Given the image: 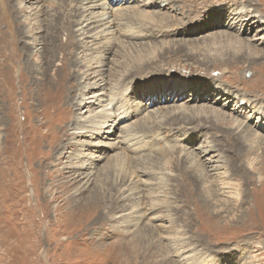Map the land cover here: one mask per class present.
<instances>
[{
  "label": "rangeland",
  "instance_id": "1",
  "mask_svg": "<svg viewBox=\"0 0 264 264\" xmlns=\"http://www.w3.org/2000/svg\"><path fill=\"white\" fill-rule=\"evenodd\" d=\"M15 1V6L20 3L26 9L20 11L19 7L13 6V20L20 24L23 22L27 40L22 41L24 44L28 43V49L32 48L29 49V57H26V71L22 57L16 58L14 55L17 49L13 46V37L10 38V43L6 42L4 50L0 49V264H264V142L259 143L262 138L257 141L249 140L245 135L225 133L223 128L214 129L209 124L195 134L189 129L193 124L186 121L165 125L164 128L154 129L157 134L152 137L144 136L140 145L149 142L151 138L156 139V144L149 145L150 148L145 144L146 146L141 147V153H129L130 158L151 163L146 167L149 169L147 174L140 169L136 171L137 174L140 172L138 176L126 175L124 181H121V175L128 171L129 163L123 169L111 159L116 154L122 156L123 149L116 148L113 151L103 143H115L122 140V136L127 133L135 134L139 131L135 124L144 113L138 111L136 118L131 121L112 125L110 132L102 139L95 136L99 125L88 127V131H82L79 127L90 124L84 119L87 120L100 110L101 105L108 103L115 90H120L117 96L114 95L119 97L117 104L119 99L124 100L126 96L130 108L135 110V104L141 98L129 93L133 87L132 81L122 77L126 71L132 72L131 63L126 67L118 63L125 54H135L136 49L146 47L157 52L164 48L162 43L171 41L172 38L173 41H178L184 33L196 30L194 22L197 20L208 18L199 25L200 29H206L197 30L194 36L187 35L188 39L210 36L215 32L222 33L221 35L229 32L236 37L234 34L239 31L237 36L243 42L247 40V45H256L259 47L257 50L264 52V0H115L114 8L134 5V9L140 13L153 12V15L160 17L167 14L169 20L175 16L184 24H169L172 31H181L175 37L167 38L163 34L156 35L155 38L147 35L152 25L149 19L130 23L129 19L119 20L116 17L115 25L109 31L111 35L107 34L111 37L107 38L109 43L102 36H96L99 35L96 32L102 28L95 26L99 22L85 21L80 24L83 15L91 9H95V14L100 11L92 8L91 0H53V5H49V0ZM101 1L109 3L108 7L111 8L110 0ZM153 1L159 3L152 4ZM214 10L218 12L216 14L222 15V22L228 24L233 21V29L212 25ZM6 12L9 13L7 10ZM6 12L2 14L0 7L1 26L8 35L10 29L3 20ZM74 12L79 13V23L76 22L73 26L78 45L74 48L65 45L66 42L69 44V31L66 26L68 23H59V45L53 51L51 46L44 43L42 37L45 21L49 22L48 14L63 15L64 22H67ZM258 20L259 22L254 23ZM87 23L89 24L86 29L84 25ZM165 29L167 28H163ZM223 39L224 36L220 38V43H223ZM52 52L53 55L50 54ZM72 52L76 55L75 58ZM100 55L103 57L96 58ZM216 56L215 59L219 58V55ZM169 57L165 53L162 59H158L166 71H172V67L180 62L174 60L173 63L168 60ZM180 58L183 60L182 56ZM73 59L79 61V64H73ZM164 63L167 64L163 66ZM261 63L264 64V59ZM258 64L256 62L243 65L239 72L240 79L248 81L250 87L261 86L263 88L260 89L264 90V82L259 78ZM59 71L69 72V75L73 71L72 75L79 79L80 89L77 90V96H84V99L77 109L72 111L69 107L68 115L73 113L76 119L74 122L62 119L64 109L47 100L51 95L49 96L50 92H45V88L55 83L60 76ZM220 71L222 73L225 69L222 67ZM179 74L181 81L185 77L189 79L187 77L190 74ZM172 75L173 71L165 73L163 77L159 74L144 75L134 84V94L141 85L149 88L153 86L154 89L146 94L149 101L147 107L168 102L171 98H167V92L159 82ZM206 76L211 74L207 73ZM205 79L214 86H227L230 83L228 78L221 79L220 74ZM66 84L70 85V81ZM93 85L97 87L96 91H88V87ZM230 85L242 88L235 83ZM241 90L244 91L243 88ZM94 93L95 99L99 100L96 103L90 100ZM188 94L189 92L184 94L185 98H188ZM249 94L260 97L261 92ZM228 96L226 99L223 96L218 102L226 105L223 111L231 113L236 100L231 95ZM44 97L45 102H42ZM171 104L173 103L169 105ZM128 115L123 114V120ZM134 121L137 122L133 123ZM259 126L263 127L261 124ZM162 130L164 133L158 134ZM238 131L235 130V134ZM64 133L65 136L62 135ZM260 133L264 137V133ZM243 134L246 133H241ZM164 136L166 139H163ZM162 143L164 145L161 149L168 150L165 154L158 147ZM207 145L211 149L215 148L205 155L204 160H200L201 166L194 167L195 170H200V167L206 170L207 180H202L199 190L211 202L209 210H203V205H198L195 196L198 190H193L186 184L185 174L178 163L190 166L194 157L191 150L197 151ZM90 155L98 157L99 160L85 163ZM208 158L211 159L210 162L205 160ZM152 160H159L160 164L153 165ZM165 160L171 162L163 165L161 162ZM214 174H220L223 178L218 180ZM114 183L116 186L120 185L114 187ZM105 185L108 187H104ZM209 187H212L214 195H209L206 190ZM138 231L147 234L144 241L135 239Z\"/></svg>",
  "mask_w": 264,
  "mask_h": 264
},
{
  "label": "bare ground",
  "instance_id": "2",
  "mask_svg": "<svg viewBox=\"0 0 264 264\" xmlns=\"http://www.w3.org/2000/svg\"><path fill=\"white\" fill-rule=\"evenodd\" d=\"M91 1H92V8H96L100 11H96L97 14H95V12H94L95 9L94 10L91 9V11H89L86 15H83V19L80 22V24H82L85 21H89V23H90V21L99 22L98 25L96 24L95 26L98 28L99 27H102V28H100V30L98 32H96V34H99L96 36H99V37L102 36L103 39H106V43L110 42L109 39L111 37H108L107 34L111 35V33L109 31H110V29H112L114 27V25H115L114 21H116L115 20L116 17H118L119 20H128L129 19L130 23L136 22L138 20L141 21L144 18L149 19L151 21L150 23L152 25H151V28H150L147 35L153 36L155 38L157 36H160L163 34L167 38L175 37L176 33L181 34V31H172L168 27L169 24L174 25L177 22L181 23V20L175 16H173L172 20H169V15H167V14L160 17L157 14L153 15V12L148 13V12L143 11L144 13H140L139 11H136L134 9L135 8V7H133L134 5L129 6L128 4H127L128 6H122V7L114 8V6H115L114 1L115 0H110L111 5H112L111 8L108 7L110 4L109 3L107 4L104 1L103 2L101 0H91ZM162 1H160V2L162 3ZM14 2H16V1L15 0H0V7L3 10L2 14H4L6 12V10L9 12V13L6 12L7 15L5 17H3V20L6 21L7 27L10 29L9 34L6 35V33L4 32V27L1 26L2 19L0 18V33H1L0 34V49L4 50L3 48H4V45L6 44V42L10 43V41L13 37V39H12L13 40V46L17 49V51H14V55L16 58L22 57L23 65H24V68L26 71L27 67H28L26 64V62H27L26 57L29 55V52H30L29 49H31L32 47L28 49V43H26V44L23 43L24 41H22V39H25L24 34L26 32V29L24 28V26L22 27L23 22L21 24L14 22L13 19L15 18V15H14V13H12L13 6L16 8L19 7L20 11H23L26 8L24 5H20V3H17L18 6H15ZM148 2H150V1H148ZM157 3H159V2L158 1L152 2V4H157ZM162 4L164 5V2ZM167 4H168V2L165 3V5H167ZM49 5H53V0H49ZM143 5H144V3H143ZM99 8H101V9H99ZM149 8H150V6H149ZM71 9H73V8H71ZM121 9H124V10H121ZM74 11H75V9H74ZM87 11H88V9H87ZM212 12L215 13V15L211 18V20L214 23L212 25L219 27V28L225 27V28H232L233 29V27H231V25H233V23H234L233 21H230L228 24H226L227 22H225V23L222 22V15L220 13L216 14L218 12L215 10ZM72 14L73 15L70 16V19H68L67 22H64V16L63 15H57L56 16V13L52 14V15L48 14L49 15V17H48L49 22L45 21V25L43 27L44 33L42 34V37L44 38L45 41L44 40H42V41H44L45 44L47 43L49 46H51V49L53 51H55L56 45H59L57 43V41L60 39V34L58 33L59 23L60 24L68 23L66 26L68 27L67 29L69 31V33H68L69 44L66 42L65 45L68 47L73 46V48H74V46L78 45L77 44L78 42H77V39L75 36L76 34L73 33V32H76L74 30L73 26H74V24L76 25V22L78 20L77 16L79 13L74 12ZM217 15H219V16L217 17ZM17 16H18V14H17ZM73 16L75 17L74 20H73ZM97 16H98V18H97ZM252 16H254V15H252ZM255 16L257 17L258 15H255ZM216 18H219V19H216ZM206 20H208V18L195 21L194 23H196V25H195L196 30H192L189 33L188 32L184 33L183 34L184 36L180 37L181 40H179L180 38L178 39V41H180V42L176 41V39L173 41L174 38H172L171 41L169 40V41L162 43L163 44L162 47H164V48L158 50L157 52L150 51L148 48L142 47V48L136 49L135 54H132V53L131 54H125L123 56V60L119 63L117 61L116 63H118V65L123 66V67H126V66H128L129 63H131L130 67L132 66V72H129V70H128L123 74L122 77L125 80L131 79V81H132L133 87H131V90L129 91V93L131 95H135L137 98H141V99H139L140 102H138L137 104L134 103L135 104V110L130 108L131 106H130L129 100L126 98V96L124 97L125 98L124 100L119 99L120 102L117 104L119 97H116V96L120 93V90H115V92L112 93V96L109 99L108 103L101 105L100 110L95 112L94 115L89 116L87 118V120L84 119V121H88V122H90V124L87 125V127H86V125L84 127L83 124L79 126L81 129H83L82 131H88V130H86L88 127L91 128V127H94L96 125H99V128H97V133L95 136H99L102 139L106 133L110 132V130L112 129L111 128L112 125L120 124L121 122L131 121L132 119L136 118L138 111H139V113H142V114L144 113V115L140 116L138 122L137 121L133 122V123L137 122L135 124V126L139 130V131H136L135 134H131V133L125 134V132H124L125 136H122V140L120 139L121 141L120 140L119 141L114 140V142L116 141L115 143H103L104 146H106L108 149L112 148L113 151L116 150V148H122L123 149V151H122L123 155L122 156H119L121 154H119V155L116 154L117 155V156H115L116 158L113 157L111 159L112 162L113 161L116 162V165L118 167L121 165L123 167V169H125L124 165H127V163H129L128 168L126 167L128 171L127 172L125 171L123 176L121 175V178H120L121 181H124L126 175H128L130 177L133 174L138 176L140 172L137 174L136 171L140 170V169H141L142 173H145V175L147 174V171L149 169L146 167L150 166L151 163L149 161H144V160L135 159V158H134L135 159L134 160L133 158H130V157L134 152H136V154L141 153L140 150H142V148L144 146H146L145 144H147V147H149V148L151 147L149 145L156 144L155 143L156 139L151 138L149 142L143 144L142 146L140 145L142 143L141 139H143L144 136L145 137L146 136L152 137V135L157 134L155 132L156 129H160L162 127L164 128L165 125H167V126L168 125H174L175 123L177 124L179 122L185 123V121H186L187 123L193 124L192 127L189 129L192 131L193 134H195V133H197V131L199 129L206 128L207 124H209V127L214 128V129L223 128V131L225 133H231V134H234L237 136H244L245 135V138L249 137V140L252 139L253 141H257V140H260V138H262L259 141V143L264 142V137L260 133V131L264 133V90L260 89L263 87L257 86V85H256L257 86L256 88L252 87L253 85L250 87V83L248 84L247 80H246L247 82H244L240 79V73H239L241 71V68L244 67L243 65L248 66V65H251V64H254L257 62V63H259L258 64V69L260 71L259 72V78L261 81L264 82V64L261 63V61L264 59V52L257 50L259 47L256 45H253V46H251V44L247 45L248 44L247 40H246L247 42L246 41L243 42L242 38L237 36L238 34H240L239 31L236 34H234V35H236V37H234L229 32H223V35H221L222 33H219V32L216 33L215 32L210 36L206 35V36H203L200 38L199 37L198 38L192 37V39H188L189 37H187V35L194 36V32H197V30L203 31L206 29V27H203L201 29L199 27V25L202 24L201 21L205 22ZM255 22H259V20L254 21V23ZM77 23H79V22H77ZM89 23L84 25V27L86 29L88 27L86 25H88ZM181 24H184V23H181ZM189 24H191V22ZM239 24H241V23H239ZM13 25H14V27H13ZM116 25H117V23H116ZM192 26H194V25H191V27ZM12 28H16V29L12 30ZM154 28H156V29H154ZM163 28H167V29L163 30ZM78 30H80V29H78ZM8 36H9V39H8ZM222 36H224V39H223L224 44L220 43L221 42L220 38ZM113 37H115V36H113ZM107 38H109V39H107ZM25 40H27V39H25ZM41 47L43 48L44 46L42 45ZM114 47H115V45H114ZM40 52H41V50H40ZM165 53L170 55V57L168 58L169 61H173V63H174V60L180 61L179 64H177V66H175L174 68L172 67V71H173L174 75L169 76V78L167 80H163L162 82H159L163 86V90L165 92H167V98H171V99L168 102H163L161 105L152 106V107L148 106L147 107V102L149 104V101H148V98L146 99V94L151 92V90L154 89V88H152L153 86H150V88H149V86L147 87V86L141 85V86H139L140 87L139 90H137L138 88H136L137 91H136V94H134V91H133V89H135L134 84H136L138 82V80H140L142 77H144V75L159 74L160 77H163V75L165 73H167V72L171 73L172 71H166L162 67V64L159 63V61H158V59L160 60V59H162L161 57L165 56ZM50 54L53 55V52ZM0 55H2V51H0ZM56 55H54V56H56ZM66 55H68V54H66ZM74 55L75 54L73 53V56ZM216 55H219V58L215 59L214 57ZM180 56L183 57V60L180 58ZM75 57H76V55L74 56V58ZM102 57H103V55H100L99 57H96V58L100 59ZM184 58H186V59H184ZM28 60H29V58H28ZM45 60H47V59H45ZM71 60H72V57H71ZM77 60H79V59H77ZM87 61H90V60H87ZM100 62H101V60H100ZM73 64H79V61H76L73 59ZM93 64H94V62H93ZM166 64L167 63H164L163 66ZM91 65L92 64L89 65L90 68H92ZM30 67H32V66H30ZM30 67H29V69H30ZM67 67H69V66H67ZM222 67H223V69H225V71L220 73L221 72L220 70L222 69ZM198 69H200V70L198 71ZM72 73H74V72L72 71L71 75H69V72L67 73L66 71H61L60 76L55 81V83L53 85H48L45 88V92H50L49 96L51 95V98L48 97L47 100L52 101L53 103L51 102V104H57V106L59 105L62 109H64L65 114H62L61 117H62V119H66L70 122H74L76 119H75L73 113H70L68 115V113H69L68 111L70 110L69 107L72 109V111L74 108L77 109L79 106V103H81L82 100L84 99V96H79V95L77 96V90L80 89L79 79L75 75L73 76ZM179 73L187 74V76H188V74H190L187 77L189 79H185L186 78L185 77L181 81L178 78V75L180 76ZM207 73H210L211 76H206ZM217 74H220V78L223 80H227L226 78L230 79L231 84L235 83L236 85H241L242 88L244 89V91L241 90L242 88L239 89L238 86L230 85L229 82H228L229 85H227V86H218V85L214 86L212 84V82H210V81L207 82V80L205 79V78L211 79L212 76L217 75ZM255 80L257 81L258 79L255 78ZM68 81H70V85L66 84ZM199 83H203V84H199ZM98 84H97V86H98ZM262 84L264 86V83H262ZM54 85H55V88H54ZM149 85H151V84H149ZM0 87H1V83H0ZM237 87L239 90L237 89ZM251 88H254V89H251ZM96 89H97V87L95 85H93L92 87H88V91H91V92L96 91ZM235 90L239 91V92H236ZM245 90L251 91L249 93H255V94H256V92H261V95H260V97H257V95L253 97V96H251L252 94L247 93ZM188 92H189V94L187 96L188 98H185L184 94H187ZM228 92H231V94H228ZM97 94H100V92ZM114 95H116V96H114ZM228 95H231V98H233V100L234 99L236 100L235 105L231 109L232 110L231 113H227L225 110L223 111V109L225 108L224 106H226V105H220V103L218 102V101H221L222 98H224L223 96H226L225 99L228 98L229 97ZM95 96H96V93L92 94L90 96L91 97L90 100H92L93 102L96 103L99 100L95 99ZM170 96H174V98H172ZM115 97H116V99L114 100ZM214 97H216V98L213 99ZM45 99L46 98L44 97L42 102H45ZM64 99H66V102L64 101ZM113 100H114V102H113ZM112 102H113V104H111ZM143 102H144V104H142ZM179 102H180V104H179ZM170 103H173V104L169 105ZM108 104H111V105L109 107H107ZM142 107H143V109H142ZM92 110H90V111H92ZM123 114H127V115L129 114L128 115L129 117L126 118V120H123V119H125ZM68 121H66V122H68ZM152 123L153 124L155 123V125H153ZM260 124L263 125L262 128L259 126ZM125 127H127V125ZM92 130H93V128H92ZM133 130H134V128H133ZM145 130L147 132H150V133H145L146 132ZM235 130H239V131L236 132V134H235ZM119 131H121V130H119ZM139 133H141V134H139ZM162 133H164L163 130H162V132H159L158 134H162ZM241 133H246V134L241 135ZM62 135L65 136V133ZM94 138H96V137H94ZM163 139H166V136H164ZM84 142H86V141L84 140ZM98 142H99V140H98ZM119 144H121V145H119ZM163 145H164V143L160 144L159 146L157 145V146L159 147L160 152L162 154H165V152H168V150L167 149H161ZM217 146H219V145H217ZM153 147L156 148V146H153ZM211 148L212 147L210 145H207L206 148L205 147H203L201 149L199 148V150H197V151L191 150V154H193L194 157H193V162L191 161L192 163L189 164L190 166H183V164L181 162L178 163L179 168L181 169V171L183 169V172L185 174L186 184L189 187H191V189L198 190L197 191L198 193H196L195 196L197 198V201L199 202L198 205H200V204L203 205L202 206L203 210H209V206H210V202H211L199 190V187L202 185V180H204V179L207 180L205 177L206 170L202 167H200L201 168L200 170H195L194 167L196 165L201 166L199 163L200 160L201 159L204 160L205 155H208V153L210 151H212L215 147H213V149H211ZM112 149H110V150H112ZM173 149H175V148H173ZM129 153H131L130 157H129ZM166 154H168V153H166ZM93 155H95V154H93ZM93 155H90L88 157L90 159H87L85 161V163H90L91 161L99 160L98 157H95ZM140 156H142V155H140ZM162 156H164V155H162ZM180 156L181 155H179V157ZM99 157H101V156H99ZM124 157H126V159ZM143 157L145 158L146 156H143ZM170 157H172V156H170ZM126 160H127V162H126ZM148 160H151V159H148ZM176 160H178V159H175V161ZM181 160H183V159H181ZM205 160H207L209 162L211 161V159H209V158L205 159ZM158 161L152 160L153 165L158 164L160 162V161L159 162ZM185 161H186V159H185ZM197 161H198V163H197ZM167 162H171V161L165 160L161 163L163 165H165ZM144 164H145V166H144ZM176 164H177V162H176ZM217 166H219V165H217ZM84 167L87 168L88 166H84ZM136 167H138V168H136ZM167 167H168V165H167ZM169 167H170V165H169ZM123 172H124V170H123ZM80 175H81V173H80ZM114 175H115V173H114ZM214 175L216 176V178H218V180L223 178L220 174H214ZM120 184H123V183L121 182ZM98 186H99V184H98ZM115 186H116V184L114 183V187ZM118 186H116V187H118ZM104 187H108V185L107 186L105 185ZM211 188L212 187H209L208 189H206L210 196L214 195L212 193ZM114 191H115V189H114ZM125 191H123V192H125ZM175 192H176V190H175ZM94 195H96V194H94ZM90 196H91V194H90ZM86 199H87V197H86ZM88 199H90V198H88ZM116 201L117 200H115V203H116ZM113 209H114V206H113ZM103 217H101V218H103ZM153 228H154V226H153ZM146 236H147V234L144 231H138V232H136V238L135 239L137 241L141 242V241H144V239H146L145 238Z\"/></svg>",
  "mask_w": 264,
  "mask_h": 264
}]
</instances>
